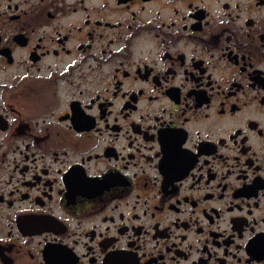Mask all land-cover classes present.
Masks as SVG:
<instances>
[{"label":"flooded vegetation","instance_id":"flooded-vegetation-1","mask_svg":"<svg viewBox=\"0 0 264 264\" xmlns=\"http://www.w3.org/2000/svg\"><path fill=\"white\" fill-rule=\"evenodd\" d=\"M0 264H264V0H0Z\"/></svg>","mask_w":264,"mask_h":264}]
</instances>
